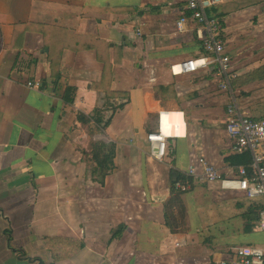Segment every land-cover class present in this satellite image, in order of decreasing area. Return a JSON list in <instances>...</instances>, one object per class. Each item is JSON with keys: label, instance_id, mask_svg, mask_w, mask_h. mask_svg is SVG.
<instances>
[{"label": "crops", "instance_id": "obj_1", "mask_svg": "<svg viewBox=\"0 0 264 264\" xmlns=\"http://www.w3.org/2000/svg\"><path fill=\"white\" fill-rule=\"evenodd\" d=\"M185 6L186 0H0V264H216L232 258L236 246L262 244L250 224L262 200L219 184L172 189V172L185 176L200 158L226 171L236 156L226 132L229 94L218 88L214 68L172 72L204 56L194 35L177 32ZM208 14L220 21L233 86L246 93L241 113L264 119V0H229ZM17 26L28 28L21 49L12 48ZM72 37L79 39L75 49L63 48ZM103 55L114 64L108 84ZM34 78L42 90L24 85ZM102 94L104 105L109 95L116 108L100 133L115 157L100 184L87 161L100 134L92 136L78 116L103 107ZM160 130L175 136L164 162L152 158L147 139ZM178 196L187 222L172 233L167 206ZM202 203L220 210L226 241L213 236L212 224H196Z\"/></svg>", "mask_w": 264, "mask_h": 264}, {"label": "built area", "instance_id": "obj_2", "mask_svg": "<svg viewBox=\"0 0 264 264\" xmlns=\"http://www.w3.org/2000/svg\"><path fill=\"white\" fill-rule=\"evenodd\" d=\"M228 1L186 0L185 12L176 22L177 32L194 35L204 49V56L179 63L172 67V72L175 76L190 75L214 68L213 75L218 88L229 94L225 113L228 119L226 132L231 141V151L236 156L249 154L251 162L222 171L206 159L200 158L197 166L188 165L184 171V175L192 180V183L178 181L174 190L176 193H186L193 184H219L221 190L240 191L250 201L262 200V210L252 221L253 234L263 240L262 244L236 246L231 252L232 258L216 264H264V156L259 153L264 144V119L247 118L241 113L239 101L246 97V93L243 89L233 86L231 58L226 51L225 43L219 37L220 21L208 14L210 8L221 6ZM138 36H141L140 29ZM24 85L30 89L42 90V83L37 78L27 79ZM173 137L163 130L147 136L153 159L164 162L168 154V142ZM94 140L109 144V140L102 134L95 136ZM174 245L178 248L180 242L175 241Z\"/></svg>", "mask_w": 264, "mask_h": 264}, {"label": "trees", "instance_id": "obj_3", "mask_svg": "<svg viewBox=\"0 0 264 264\" xmlns=\"http://www.w3.org/2000/svg\"><path fill=\"white\" fill-rule=\"evenodd\" d=\"M36 31L43 34V31H46V28L44 27H36ZM49 30L46 33H48ZM26 33H28V28L25 26H21L15 29L14 36H13V43L12 48L13 49H21L23 48L24 44V38ZM64 36L68 38L69 32H63ZM69 39V38H68ZM71 42L67 45H64V47H73L76 45L79 41L78 38L72 37ZM76 42V43H75ZM2 43V32L0 28V44ZM75 43V44H74ZM2 46V45H1ZM85 50H94L93 45L92 46H85ZM73 49H75L73 47ZM81 49H76V51H80ZM98 59L104 64V72H103V84L111 83L112 78L114 76V64H112L109 60V56L103 55L99 56ZM116 64V63H115ZM53 76L58 78V74L52 68ZM112 97L107 96V103L101 107L97 108L93 111L92 115L90 116H83L79 115L78 120L86 126L91 135H98L105 131L110 123H111V115L115 111L114 104L111 103ZM115 157V147L111 144H105L102 142H92L89 150V154H87V161L92 162L95 164L92 170V176L97 178V182L100 184H103L105 178L112 172L114 166H113V160ZM234 164L235 165H248L251 162V158L249 154L241 155V156H234L233 157ZM184 182L189 181L192 183V180H189L186 178V176H183L179 173L172 172L171 173V182H172V189H175V183L176 182ZM181 194V193H178ZM172 203L170 206H167V213H166V225L170 229L172 233H176L179 228L185 227V224L187 222V212L185 209L184 204L180 200V197H174L171 198ZM258 209V213L262 210V207L256 208ZM170 210H175L176 212H173V214H170Z\"/></svg>", "mask_w": 264, "mask_h": 264}, {"label": "rangeland", "instance_id": "obj_4", "mask_svg": "<svg viewBox=\"0 0 264 264\" xmlns=\"http://www.w3.org/2000/svg\"><path fill=\"white\" fill-rule=\"evenodd\" d=\"M210 9L208 10V12L210 11ZM69 34H70V32H69ZM84 43L85 42L81 41V43H80V45H78V47L80 49H82ZM63 48H64V46H63ZM60 51L61 50H59L58 52H60ZM197 215H198V221L196 222V224L204 223V222H206L208 224H212L214 226V228H213V232H214L213 236L216 239H217V234L218 233L222 234V237H224L221 240L226 241L228 239L227 233L223 232V230L226 228V225L223 223V218H222V215H221L220 210L218 208L212 207L210 205H206L205 203H202L197 208ZM196 217L197 216L195 214V216L193 217V220H196ZM252 221H250V224H252Z\"/></svg>", "mask_w": 264, "mask_h": 264}, {"label": "water", "instance_id": "obj_5", "mask_svg": "<svg viewBox=\"0 0 264 264\" xmlns=\"http://www.w3.org/2000/svg\"><path fill=\"white\" fill-rule=\"evenodd\" d=\"M100 99L103 100V101H101L100 106H103L105 103V99H106L105 95H103V94L100 95Z\"/></svg>", "mask_w": 264, "mask_h": 264}, {"label": "bare ground", "instance_id": "obj_6", "mask_svg": "<svg viewBox=\"0 0 264 264\" xmlns=\"http://www.w3.org/2000/svg\"><path fill=\"white\" fill-rule=\"evenodd\" d=\"M169 128H170V126H169ZM175 128H176V125H175ZM183 129V127H181L180 128V130H182ZM182 133V131H180V134ZM235 186H237V185H235Z\"/></svg>", "mask_w": 264, "mask_h": 264}]
</instances>
